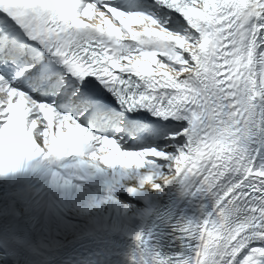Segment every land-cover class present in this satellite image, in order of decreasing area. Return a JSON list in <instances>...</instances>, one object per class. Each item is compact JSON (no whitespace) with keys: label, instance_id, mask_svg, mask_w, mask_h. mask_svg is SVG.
<instances>
[{"label":"snow or ice","instance_id":"snow-or-ice-1","mask_svg":"<svg viewBox=\"0 0 264 264\" xmlns=\"http://www.w3.org/2000/svg\"><path fill=\"white\" fill-rule=\"evenodd\" d=\"M0 264H264V0H0Z\"/></svg>","mask_w":264,"mask_h":264}]
</instances>
